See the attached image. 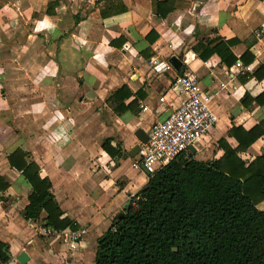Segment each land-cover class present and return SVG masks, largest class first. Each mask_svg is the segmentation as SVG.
Listing matches in <instances>:
<instances>
[{
  "label": "crops",
  "instance_id": "0c3cea01",
  "mask_svg": "<svg viewBox=\"0 0 264 264\" xmlns=\"http://www.w3.org/2000/svg\"><path fill=\"white\" fill-rule=\"evenodd\" d=\"M86 1H59L53 15L43 12L45 2L16 0V5H10L6 0L0 4V45L19 15L30 19L25 36L31 38L28 43L24 39L15 56L24 53L31 39L45 34V43H52L53 48L45 50L46 58L33 69L32 81L51 82L49 100L56 104L78 89L79 102L76 114L53 109L55 113L42 117L46 122L42 126L44 100L33 98L26 105L20 103L22 109L15 108L0 74V174L9 182L0 190V241L6 256L0 264H94L99 235L147 179L144 170L130 164L138 143L134 130L139 127L148 132L177 102L179 95L172 88L176 75L194 73L210 95L209 105L216 115L194 154L207 151L209 158L218 157L222 152L216 144L218 136L235 144L226 135L230 125L248 128L264 120V97L255 98L264 91V76L252 73L264 60V0H175L174 8L162 17L152 12L151 0H122L125 9L104 17L99 14L102 0L97 4ZM75 12L81 17L73 23ZM151 27L157 35L148 41L144 34ZM214 36L234 38L229 45L232 53L239 56L247 49L251 58L243 63L236 59L231 65L216 52L201 58L193 44L198 38ZM180 52L181 64L176 69L168 57ZM153 60L169 66L155 70ZM16 114L22 120L20 128L14 127ZM25 116L28 128H24ZM53 136L59 141H52ZM105 137L107 150L117 149L113 155L100 145ZM15 147L26 150L24 159L35 162L40 176L48 177L60 217L72 220V227L61 229L85 227L74 247L36 230V224L44 222L43 209L35 218L23 217L31 187L7 161ZM262 150L264 126L240 155L249 158ZM256 206L264 208V200ZM21 250L27 256L23 262L17 259Z\"/></svg>",
  "mask_w": 264,
  "mask_h": 264
},
{
  "label": "trees",
  "instance_id": "16d2710c",
  "mask_svg": "<svg viewBox=\"0 0 264 264\" xmlns=\"http://www.w3.org/2000/svg\"><path fill=\"white\" fill-rule=\"evenodd\" d=\"M174 1L155 0L156 14L164 16L174 8ZM102 2V17L125 9L122 0ZM57 3L48 1L43 12L53 15ZM80 17L73 13V23ZM156 35L151 27L144 37L151 41ZM233 41L218 36L198 38L192 47L201 58L216 52L226 65L236 59L247 62L252 55L247 49L234 55L229 47ZM252 73L258 78L264 76V60ZM117 92L119 89L111 97ZM259 96L264 97V91L255 98ZM263 126L264 120L248 128L232 124L226 135L233 137L235 144L218 136L216 144L222 149L218 157L196 158L189 151L186 157L178 155L152 172L99 235L94 264H264V208L256 206L264 200V150L249 158L240 155L262 133ZM108 141L105 137L100 145L113 155L117 149L108 151ZM26 154V150L15 147L6 156L31 187L23 217L35 218L43 209L44 225L55 230L72 227L71 219L60 217L48 177L40 176L37 164L24 159ZM8 184L0 174V190ZM2 245L0 241L1 262L6 259Z\"/></svg>",
  "mask_w": 264,
  "mask_h": 264
},
{
  "label": "built area",
  "instance_id": "2783aa9c",
  "mask_svg": "<svg viewBox=\"0 0 264 264\" xmlns=\"http://www.w3.org/2000/svg\"><path fill=\"white\" fill-rule=\"evenodd\" d=\"M152 62L155 70L169 66L166 61ZM172 88L179 95L177 102L171 105V109L161 119L151 124L146 140L138 141L136 157H132L130 162L133 167L144 170L147 177L170 159L178 155L186 157L190 145L196 151L197 143L215 122L216 115L209 105L210 95L202 90L194 73L176 75ZM36 230L40 234L55 235L68 248L74 247L86 231L85 227L55 230L41 222L36 224Z\"/></svg>",
  "mask_w": 264,
  "mask_h": 264
},
{
  "label": "rangeland",
  "instance_id": "374dc122",
  "mask_svg": "<svg viewBox=\"0 0 264 264\" xmlns=\"http://www.w3.org/2000/svg\"><path fill=\"white\" fill-rule=\"evenodd\" d=\"M2 1L6 0H0V4ZM10 5H16V0H10ZM48 1L53 0H35L36 3L45 2V4ZM59 1L63 0H57ZM79 1V0H77ZM57 3V4H58ZM84 3H89L86 0H84ZM56 4V5H57ZM55 5V6H56ZM54 6V7H55ZM17 22L12 26L7 34L5 36V40L3 45H0V68L1 72L0 74H3V85L7 87L8 94L10 96L12 104H14V107L17 108V105L19 109H22L20 107V103H26L28 101H31L33 98H41L44 100V103L41 105L46 108H42L40 111V118L41 122L40 124L43 126L46 122L42 118L43 116L47 115L48 113L52 112L55 113L53 109H59L61 108L63 111H67V113L76 114L77 110L79 108V102L76 99L75 91L74 95L71 97H67V99H60L56 100L57 104L53 101L49 100L50 96V88L48 87L49 82L45 80L40 81H32V78L35 77V74L32 72L33 69L37 65L43 64L46 55L44 54L46 49L53 48V44L45 43V38L47 39V36L45 34H39L35 37V39H31L30 45H28L27 49L23 51L19 57L15 56L18 54L19 46L22 44L24 39H26L27 43L29 42L31 36L26 37V33L30 30L29 26H31V21L28 18H22L20 15ZM1 44V43H0ZM52 57V55H50ZM34 65V66H33ZM40 82V83H39ZM60 96H56V98ZM23 106V105H22ZM67 106H70L71 109ZM24 107V106H23ZM67 109V110H66ZM64 111V112H65ZM80 113V112H78ZM27 114V112L23 113ZM19 117V119H17ZM25 124L24 128H28V120L27 116H25ZM22 120L20 118V114H16V117L14 119V127H22L21 126ZM43 129V128H42ZM212 127L210 128V130ZM209 130V131H210ZM44 131V130H43ZM52 141H59L58 137H52ZM198 147V145H197ZM196 154V155H195ZM194 156L196 158L206 159L209 158L208 156H211L210 153L207 151L203 153L196 152ZM209 154V155H208ZM136 157V155H134ZM211 158V157H210Z\"/></svg>",
  "mask_w": 264,
  "mask_h": 264
},
{
  "label": "water",
  "instance_id": "95a60500",
  "mask_svg": "<svg viewBox=\"0 0 264 264\" xmlns=\"http://www.w3.org/2000/svg\"><path fill=\"white\" fill-rule=\"evenodd\" d=\"M151 10L152 12H155L156 11V2L155 0H151ZM181 56H182V52L178 53V54H171L169 57H168V61L169 63L176 69L179 68L180 64H181ZM134 135L136 136L137 140L140 141V142H144L147 138V132L143 131L141 128L137 127L135 130H134ZM138 148V143H135L134 144V147H133V151L135 152ZM189 149L191 152H194V146L190 145L189 146ZM130 154H132L131 152H129ZM128 202V200H126V202L124 203V205ZM172 249H175V247H172ZM26 254L23 250H21L18 255H17V259L20 261V262H23L25 259H26Z\"/></svg>",
  "mask_w": 264,
  "mask_h": 264
}]
</instances>
